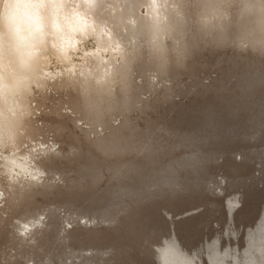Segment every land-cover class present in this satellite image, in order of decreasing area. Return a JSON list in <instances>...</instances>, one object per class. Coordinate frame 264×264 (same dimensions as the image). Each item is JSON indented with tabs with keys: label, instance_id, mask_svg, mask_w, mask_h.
<instances>
[{
	"label": "rangeland",
	"instance_id": "rangeland-1",
	"mask_svg": "<svg viewBox=\"0 0 264 264\" xmlns=\"http://www.w3.org/2000/svg\"><path fill=\"white\" fill-rule=\"evenodd\" d=\"M0 44V264H264V0H0Z\"/></svg>",
	"mask_w": 264,
	"mask_h": 264
},
{
	"label": "bare ground",
	"instance_id": "bare-ground-1",
	"mask_svg": "<svg viewBox=\"0 0 264 264\" xmlns=\"http://www.w3.org/2000/svg\"><path fill=\"white\" fill-rule=\"evenodd\" d=\"M1 45V44H0ZM1 48V47H0ZM226 253H228V252H226Z\"/></svg>",
	"mask_w": 264,
	"mask_h": 264
},
{
	"label": "water",
	"instance_id": "water-1",
	"mask_svg": "<svg viewBox=\"0 0 264 264\" xmlns=\"http://www.w3.org/2000/svg\"><path fill=\"white\" fill-rule=\"evenodd\" d=\"M257 225H259V223Z\"/></svg>",
	"mask_w": 264,
	"mask_h": 264
}]
</instances>
